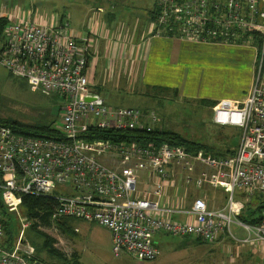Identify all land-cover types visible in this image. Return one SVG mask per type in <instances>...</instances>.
Listing matches in <instances>:
<instances>
[{
    "label": "built area",
    "instance_id": "1",
    "mask_svg": "<svg viewBox=\"0 0 264 264\" xmlns=\"http://www.w3.org/2000/svg\"><path fill=\"white\" fill-rule=\"evenodd\" d=\"M14 8L11 14L13 8L0 7V18L9 19L0 42V66L33 89L62 95L67 103L62 136H23L0 124V191L11 213L21 217L24 196L52 197L59 204L54 217L106 228L116 257L131 255L141 263L160 256L159 234L207 244L230 236L238 246L250 245L264 255V210L260 223L247 224L240 220L246 203L236 199L237 191L248 200L264 198V0H156L153 10V37L199 45L244 44L251 37L261 42L254 85L243 105L217 108L213 115L216 125L241 130L235 155L226 158L166 142L98 138L112 131L152 132L159 116L108 106L91 87L87 38L73 35L67 20L54 17L48 23ZM141 173L147 174L152 190L140 189ZM206 186L228 193L223 208L211 209L203 198L190 208L171 204L181 192L186 196L190 188ZM63 187L74 194L58 195ZM233 225L246 236L236 235ZM5 237L0 210V264H35L24 235L9 249L3 247Z\"/></svg>",
    "mask_w": 264,
    "mask_h": 264
},
{
    "label": "rangeland",
    "instance_id": "2",
    "mask_svg": "<svg viewBox=\"0 0 264 264\" xmlns=\"http://www.w3.org/2000/svg\"><path fill=\"white\" fill-rule=\"evenodd\" d=\"M84 1L97 4V0H0L4 6L13 8L11 14L16 12L14 7L18 6L27 16L41 17L33 19L44 20L48 23L57 14L66 15L70 27L77 28V30L87 23V20H81ZM155 1L124 0L126 3L133 2L143 5L151 2V10L155 8ZM72 4L76 6H72ZM1 5L0 3V7ZM128 8H133V5ZM133 9L139 15L140 20L146 22L149 10ZM118 11L122 12L123 10L119 9ZM88 17L95 20L96 14L90 12ZM27 18L30 19V17ZM128 21L131 24L134 23L136 15L132 14ZM228 47L230 46L217 45L192 55L194 62L198 65L192 71H197L198 79L196 80V89H194L198 92L197 96L179 94L176 97L174 89L148 86L145 78L137 71L131 73L133 75L131 82L123 84L122 89L115 90L114 87H110V84L105 87L106 90L96 91L93 87L92 89L94 94L102 98L106 97L110 107H132L144 114L155 112L160 120L157 124L158 129L175 131L191 142L212 148V152L223 151L225 148H237L240 145L241 130L230 126L216 125L213 122L212 113L214 102L203 96L213 97L220 93L228 96L231 94L227 86L235 93L244 87L248 70L235 66L233 58L223 50ZM255 48V45L247 44L244 49L254 51ZM248 63L243 64L244 68H251ZM186 91V93L191 92L187 88ZM239 94L241 93L239 92ZM206 100L210 101L212 105L208 104ZM66 103L67 100L62 95L55 93L47 95L42 90L33 89L26 80L12 76L0 66V119L30 127L51 126L56 135L62 136L59 127ZM206 149L208 150V148ZM140 177L142 178L139 182L140 189L146 192L152 190V183L147 174L141 173ZM206 193L205 191L203 194ZM57 194L71 196L74 192L71 188L63 187L57 190ZM167 194H173V192L168 191ZM203 194L202 197L207 198ZM219 194V201H224L225 195L222 192ZM241 194L240 191H237L236 199L244 201L247 206L248 199ZM226 202L225 200V205ZM15 217L18 221L13 230L14 241L17 242L19 237L24 235L25 243L33 249V260H43L45 264H74L72 257L75 253H78L81 264H264V256H261L263 254L259 251L257 253V249L252 247L243 249L244 246H238L230 236L221 246H218V243L207 244L198 241L195 237L185 238L160 234L156 237L160 256L155 261L141 263L131 255L116 257L113 252L112 234L106 228L96 223L79 220L74 226L78 229V233L65 236L61 234L59 228L61 220H65V218L53 217L49 227L42 226L39 230L49 239L56 241L55 248L65 255V259L62 260L52 257L47 251L42 250L47 237L31 230L32 222L28 217L25 215H21V217L15 215ZM25 225L28 227L25 228ZM232 230L238 236H246V233L236 225H233Z\"/></svg>",
    "mask_w": 264,
    "mask_h": 264
},
{
    "label": "crops",
    "instance_id": "3",
    "mask_svg": "<svg viewBox=\"0 0 264 264\" xmlns=\"http://www.w3.org/2000/svg\"><path fill=\"white\" fill-rule=\"evenodd\" d=\"M0 3L4 6L3 2ZM130 5H133V8L149 10L146 22L140 20L139 15L133 8H128ZM72 6L76 5L72 4ZM150 6L151 2L143 5L133 2L126 3L124 0H97V4L84 1L83 18L81 20H87V23L83 24L79 30L77 28H71V30L73 35L79 39L87 38L88 40L90 49L88 75L91 87L96 91L106 90L105 87L110 84V87H114L115 90L122 89L123 84L131 82L133 76L131 73L137 71L145 78L148 86H163V88L174 89L176 90V97L179 94L197 96L198 92L194 91L198 79L196 77L197 71H192L198 65L194 62L192 55L199 54L217 45L225 46L226 44L199 45L167 37H153L150 25L154 11L150 9ZM119 9L123 11L119 12ZM90 12L96 14L95 20L88 17ZM143 13L146 14V12ZM132 14L136 15V21L131 24L128 19L131 18ZM64 16L66 17V15L60 16L57 14L55 18L60 21L65 19H62ZM254 43L251 40L244 44L227 45L230 47L223 49L227 51L228 56L233 58L235 66L248 70V72L244 87L241 90L238 89L236 93L227 86L231 95L225 96L224 93L213 97L203 95L216 104L212 107L213 115L217 108L241 107L252 90L259 59V47ZM247 44L255 45V50H250L251 52L249 49L245 50ZM248 61L250 62L248 63ZM244 63H248L251 68H244ZM186 88L191 92L186 93ZM105 100L107 101L106 97ZM140 179L142 180L141 177ZM203 190L207 193L203 194L205 193V191L202 192ZM220 192L225 195L222 202L219 201ZM202 194L207 196L205 201L211 209L223 208L225 200H228V193L225 190L206 186L202 190L190 188L186 196L181 192L178 199L174 198L170 201L174 206L190 208L196 200L203 198ZM251 200H248V202H252ZM177 218L183 221L185 216L178 215ZM226 240H228L227 237L223 238L217 245L221 246ZM244 248L249 249L251 246H244Z\"/></svg>",
    "mask_w": 264,
    "mask_h": 264
},
{
    "label": "trees",
    "instance_id": "4",
    "mask_svg": "<svg viewBox=\"0 0 264 264\" xmlns=\"http://www.w3.org/2000/svg\"><path fill=\"white\" fill-rule=\"evenodd\" d=\"M154 13V12H153ZM154 16V15H153ZM65 18V19H64ZM62 19L67 20V16L63 17ZM9 19L7 17L0 18V42L3 40V33L5 26L7 25ZM252 41H254L258 47H261V42L258 40V37H251ZM208 104L212 105L210 101L206 100ZM216 104L214 103L213 106ZM212 106V107H213ZM0 124L11 128L15 133L23 136H31V137H40V136H56L54 133L55 131L52 129L51 126L46 125H36V126H26L22 125L18 122L13 121H5L4 119H0ZM98 138L103 139H113L115 141H128V142H137V143H155L157 145L163 143H169L173 146H182L186 147L189 151L197 152L203 150L205 153L214 155L218 158H226V157H233L236 153L237 148H225L223 151L212 152V148L204 147L198 143H194L183 137L181 134L172 131V130H161L155 129L152 132H148L146 130L134 131V132H104L98 135ZM238 147V146H237ZM208 148V150L206 149ZM2 175L0 174V184H2ZM2 192L0 191V210L3 216V224L5 229V241L3 243V247L9 249L12 248L13 245L16 243L13 239V230L14 226L17 223V218L15 217L16 214L11 213L6 206L4 205L2 198ZM252 202H248L245 210L242 213L241 221L247 224H258L262 220V212L264 210V198L261 196H256L252 198ZM255 199V201H254ZM58 202L56 199L52 197H33V196H24L23 203L21 205V214L28 217V219L32 222L31 230L36 233H41L44 237H47L45 234L39 230L40 227H49L51 225V220L54 217L57 209H58ZM77 220L73 219H65L61 220L60 223V230L61 234L65 236H71L73 234H77L76 228H74L75 223ZM14 241V243H13ZM200 241V240H198ZM56 243L55 240L49 239L48 237L43 243L42 250L47 251L48 254L52 257L61 258L62 260L65 259V255L62 254L58 249L55 248L54 244ZM74 264H81L80 257L78 253L73 255ZM36 262H41L45 264L43 260H33Z\"/></svg>",
    "mask_w": 264,
    "mask_h": 264
},
{
    "label": "water",
    "instance_id": "5",
    "mask_svg": "<svg viewBox=\"0 0 264 264\" xmlns=\"http://www.w3.org/2000/svg\"><path fill=\"white\" fill-rule=\"evenodd\" d=\"M88 101H91V99H88ZM35 264H43V263H41V262H36Z\"/></svg>",
    "mask_w": 264,
    "mask_h": 264
}]
</instances>
